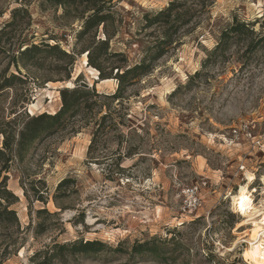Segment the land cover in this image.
Wrapping results in <instances>:
<instances>
[{
	"label": "rangeland",
	"instance_id": "1",
	"mask_svg": "<svg viewBox=\"0 0 264 264\" xmlns=\"http://www.w3.org/2000/svg\"><path fill=\"white\" fill-rule=\"evenodd\" d=\"M171 1H113L115 33L98 59L106 74L114 70L115 77L116 66L149 64V49L163 29L147 28L146 15ZM211 1L205 11L196 9L202 12L198 19L173 35L174 44L151 63L150 74L113 100L107 96L116 92L118 81L99 82V75L95 80L97 70L83 62L89 47L99 52L100 40L107 38L103 29L96 40L92 34L80 38L83 22L65 16L49 0H0V84L12 74L23 79L0 92V148L1 132L15 133L26 115L58 112L60 90L68 82L76 86L79 76L77 86L95 87L102 95L82 98L78 116H67L8 173V188L19 197L13 209L25 230V245L6 264H33L32 255L45 245L81 240L106 247L92 255H67L55 264H254L248 257L252 225L231 209L229 197L249 172L257 178L251 186L257 190L255 206L264 202V42L249 47L264 35V0ZM17 8L28 15L23 12L2 32ZM234 18L258 21L256 36L232 37L225 51L211 56ZM43 42L73 54L74 65L65 71L66 64L51 57L42 70L12 63L18 51ZM244 125L249 134L235 137L232 129ZM66 178L74 183L56 205V188ZM33 182L47 204L35 200ZM195 184L204 189V203L197 212L183 214L178 194ZM44 208L59 216L47 219L48 231L36 238V211ZM146 242L157 254L133 253Z\"/></svg>",
	"mask_w": 264,
	"mask_h": 264
},
{
	"label": "trees",
	"instance_id": "2",
	"mask_svg": "<svg viewBox=\"0 0 264 264\" xmlns=\"http://www.w3.org/2000/svg\"><path fill=\"white\" fill-rule=\"evenodd\" d=\"M28 1V0H24ZM52 7L62 9L65 16L74 18V20L83 22V29L79 35L80 38L85 37L88 34H92L96 40L101 29H103L104 35L107 37L105 40H100L97 51L94 47H89L88 52V65L97 69L99 72V81L116 79L118 81V88L116 92L107 96L113 100H120L123 98V94L127 88L135 83L140 78L150 74L151 63L158 61L163 57L168 47L174 44L172 40L173 35L180 29H183L189 23H192L195 19H198L199 11L198 7H201L203 11L207 9L212 3L211 0H194V5L188 7L189 0H173L169 6L157 13L146 15V27L160 26L162 30L161 40L149 49V64L147 60L142 61L134 66L119 67L116 66L117 74L113 77V71L110 74H106L104 68L99 64V54L101 52H107L109 50L110 41L113 39L115 33L116 17L114 13V0H49ZM191 1V0H190ZM25 12L28 15V11L23 8H17L12 11V21L9 22L3 29L11 28L15 25V22L19 16ZM258 23V21H256ZM256 22H254L256 24ZM255 24H247L234 18L231 23H228L221 31L220 42L217 49L211 54H215L219 50L225 51L229 46V39L232 37L242 36H256V32L253 27ZM259 38V37H258ZM264 42V35L260 37L258 43L250 42L249 47L256 49ZM18 57H14L12 63L15 66H19L22 63L24 69L35 68L42 70L44 68L45 59L51 57L56 61L66 64L64 70L67 71L74 65L76 59L73 54L67 53L62 50L59 44L40 43L32 44L26 47L22 51H18ZM119 55V54H113ZM80 77V76H79ZM73 88L64 87L60 90L62 107L56 113H42L39 115H26V120L21 128H16V132L3 131L1 134L4 136L3 147L0 148V264H6L7 260L13 255H16L25 245V237L22 230L20 220L17 212L13 209V206L19 202V197L8 188V173L13 169V165L17 163H23L26 161L27 156L33 149V146L45 138L57 132L63 125L65 118H75L80 113L81 100L86 96L100 97L101 94L96 92L95 87L89 88L85 86H77L78 79ZM67 80L71 79V75L67 74ZM15 81H23L18 75L12 74L6 78L2 84H0V92L12 86ZM106 115L105 117H107ZM104 117V118H105ZM92 145V144H91ZM5 174V175H4ZM4 175V176H3ZM74 183L72 178H66L62 180L57 188L53 197V201L58 205V200L67 197V189ZM21 186L24 190L25 197L31 201L28 190L25 188L24 183L21 182ZM46 190V188H45ZM30 191L35 196V200L47 204V201L43 197V190H39L31 184ZM61 211L64 208L59 207ZM30 213L32 207H29ZM39 218V222L34 228L35 237L44 235L48 231L46 226V220L59 216V213H50L46 208L36 211ZM43 220L41 221L40 219ZM31 227V225L29 226ZM106 246L99 241H87L83 240L74 243L59 244L53 242L45 245L43 249H39L31 257L33 264H55L56 262H65L67 255H92L101 252ZM148 242L138 244L133 247V253L137 255H143L146 253L157 254L156 248H147Z\"/></svg>",
	"mask_w": 264,
	"mask_h": 264
},
{
	"label": "bare ground",
	"instance_id": "3",
	"mask_svg": "<svg viewBox=\"0 0 264 264\" xmlns=\"http://www.w3.org/2000/svg\"><path fill=\"white\" fill-rule=\"evenodd\" d=\"M85 66L89 70H94L88 65V58L83 60ZM97 70V69H96ZM94 70V71H96ZM89 72V71H88ZM99 72L96 71L95 80H98ZM100 80V79H99ZM110 80H104L99 82H111ZM53 83H49L51 87ZM66 87L73 88L74 85L71 82L66 83ZM32 106V105H31ZM36 106V105H34ZM33 111H30L32 114ZM55 113V112H53ZM246 183L242 185L236 194H230L231 209L239 216L247 219V223H251L252 230L249 234V247L248 257L254 262V264H264V202L261 207H256L254 203V194L257 192L255 189L252 191V184L257 180L254 174L246 172ZM264 184V176L262 178ZM251 187V188H250ZM159 212V211H158ZM248 235V234H247ZM248 237V236H247Z\"/></svg>",
	"mask_w": 264,
	"mask_h": 264
},
{
	"label": "built area",
	"instance_id": "4",
	"mask_svg": "<svg viewBox=\"0 0 264 264\" xmlns=\"http://www.w3.org/2000/svg\"><path fill=\"white\" fill-rule=\"evenodd\" d=\"M233 135L235 137H238L241 135V133L248 132V126H240L232 129ZM257 145H259L261 142H255ZM203 191L204 189L199 184L195 185H188L180 189V192L178 196L182 200V212L183 214H192L194 212H197L202 208V205L204 203L203 201Z\"/></svg>",
	"mask_w": 264,
	"mask_h": 264
}]
</instances>
